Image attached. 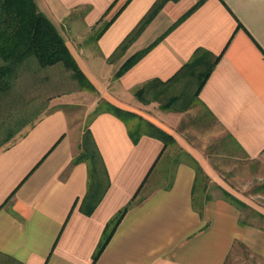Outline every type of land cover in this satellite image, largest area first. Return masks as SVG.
<instances>
[{"label": "crops", "instance_id": "crops-1", "mask_svg": "<svg viewBox=\"0 0 264 264\" xmlns=\"http://www.w3.org/2000/svg\"><path fill=\"white\" fill-rule=\"evenodd\" d=\"M155 1L35 0L59 31L67 27L65 43L94 85L97 101L134 112L174 137L170 145L181 159L172 165L169 182L136 195L92 263L106 223L146 178L140 191L144 188L169 145L163 149V141L149 134L134 142L125 121L109 110L94 111L80 130L74 124L78 102L67 93L40 113L35 107L33 116L30 107L22 118L23 101L37 93L32 82L16 80L15 90L0 92L1 254L20 264H264V224L243 218L251 203L214 180L208 159L182 139L180 129L181 113L202 108L264 177V0H165L124 52L109 61ZM107 20L95 38L91 32ZM197 48L218 55L199 90V103L162 109L159 101L146 103L134 95L150 79L170 78ZM87 127L108 180L94 207L89 162L77 159ZM191 158L209 178L207 188L212 183L221 192L208 194L201 212L192 204ZM224 190L244 205L232 202ZM253 207L264 220V207Z\"/></svg>", "mask_w": 264, "mask_h": 264}, {"label": "trees", "instance_id": "trees-1", "mask_svg": "<svg viewBox=\"0 0 264 264\" xmlns=\"http://www.w3.org/2000/svg\"><path fill=\"white\" fill-rule=\"evenodd\" d=\"M164 1L165 0H156L153 3L147 13L108 57L109 61L115 60L124 52L127 45L143 30L146 24L161 8ZM110 21L111 20L103 22L102 26L94 34L95 38L99 37ZM157 40L129 57L114 76H119L129 68ZM30 58L33 60H28L25 63V61ZM217 60L218 55L206 49L197 48L193 57L188 62L184 63L170 78L165 81L158 78L150 79L141 86L135 88L134 95L140 101L146 103L153 100L159 101L162 109L184 110L200 102L198 98L199 90L212 72ZM58 63H61L66 70L70 71L81 86H86L90 90H95L94 85L88 80L78 66L65 40L53 23L38 8L35 0H0V92L15 90L14 86L18 78V72L22 68L31 66L34 71H43L41 69L42 67L52 65L56 67ZM39 97L40 96L37 95L31 100L23 101V103L27 105V108H23L21 114L22 118L29 113L26 112V110L30 107H32V111L36 107V111L39 113L41 112L46 104L41 100L42 104L39 105ZM163 98L165 99L164 101L162 100ZM102 109L117 114L125 121L129 135L134 142H137L142 134H149L163 141V149L171 143H175V139L171 134L134 112L116 106L105 99L100 100L95 112ZM34 112L35 110L31 113V116L34 115ZM80 147L81 152L77 156V159H84L89 162V176L91 178V184L93 183L91 186L92 207H94L106 190L108 180L99 151L97 150L88 127L83 132ZM98 164H100V171L104 175L98 172ZM191 164L195 170L192 204L193 207L201 212L204 201L211 198L208 194L202 195L203 191L207 188L209 178L195 159L191 158ZM144 181H146V178L131 200L119 209L106 223L100 242L93 254L92 263H94L105 247L125 211L135 201V197L140 192ZM199 189H201V192ZM224 194L235 204L244 205L243 202L229 192L224 190ZM0 255L8 261V264H20L12 257L1 253Z\"/></svg>", "mask_w": 264, "mask_h": 264}, {"label": "rangeland", "instance_id": "rangeland-1", "mask_svg": "<svg viewBox=\"0 0 264 264\" xmlns=\"http://www.w3.org/2000/svg\"><path fill=\"white\" fill-rule=\"evenodd\" d=\"M102 24L103 22L94 28L91 34L96 33ZM66 28L61 26L60 31L57 29L63 39L70 34ZM28 60L33 59H27L25 63ZM56 65L58 66L42 67L43 71H34L31 66L22 68L18 72L17 80L32 82L35 92L40 96L39 105L42 104L41 100L47 104L51 100H57L62 94H71L78 102L74 124L82 130L100 102V100L97 101V92L81 86L61 63ZM181 119L182 139L202 151L212 167L214 180L221 186L231 188L235 194H240L251 203V210L243 213V218L250 222L260 221L264 224L263 219L255 216L253 207L254 204L264 207V177L259 174L256 165L247 163L248 160L243 158L239 151L230 144L226 133L202 108L191 107L181 113ZM178 151L176 146L169 145L166 154L161 159L162 165L160 164L153 170L144 188L140 191L139 198L143 197L149 189L166 185L169 182L172 165L176 160L181 159ZM209 185V189L206 188L207 190L203 191V196L221 195L220 190L214 184ZM199 190L201 192V189ZM0 264H8V261L1 255Z\"/></svg>", "mask_w": 264, "mask_h": 264}]
</instances>
